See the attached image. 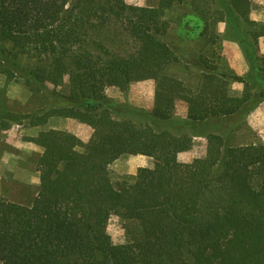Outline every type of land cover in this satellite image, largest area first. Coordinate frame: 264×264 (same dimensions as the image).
Returning <instances> with one entry per match:
<instances>
[{
  "label": "trees",
  "instance_id": "obj_1",
  "mask_svg": "<svg viewBox=\"0 0 264 264\" xmlns=\"http://www.w3.org/2000/svg\"><path fill=\"white\" fill-rule=\"evenodd\" d=\"M145 1L150 5L0 0V76L32 93L52 87L55 102L45 111L7 113L0 120L37 127L64 118L93 130L84 150L63 157L52 183L29 206L0 201L1 264H264V144L233 147L226 134L211 133L205 157L182 165L176 156L191 148L192 138L158 130L179 101L187 113L177 129L194 137L222 119L246 117L264 103V62L249 48L247 59L263 84L256 90L230 70L220 72L214 50H207L209 56L195 59L198 80L188 86L164 73L169 61L162 55L136 57L126 49L129 41L141 48L162 44L167 11L187 2L195 11L191 30L200 36L211 31L206 46L213 47L218 23L235 35L232 16L254 24L248 18L253 0H220L223 18L202 9L213 0ZM249 35L264 37V30ZM146 79L155 81L146 123L120 120L124 108L105 95L106 88ZM229 83L243 85L239 97ZM35 143L47 148L45 139ZM124 156L148 157L153 167L116 186L109 167ZM113 215L124 224V245H114L107 233Z\"/></svg>",
  "mask_w": 264,
  "mask_h": 264
},
{
  "label": "rangeland",
  "instance_id": "obj_2",
  "mask_svg": "<svg viewBox=\"0 0 264 264\" xmlns=\"http://www.w3.org/2000/svg\"><path fill=\"white\" fill-rule=\"evenodd\" d=\"M69 4L72 0H62ZM132 6L144 7L150 5L145 0H124ZM259 3L253 0L250 5L249 21L253 25L245 23L236 16L231 17L234 21L238 33L235 35L228 30L224 22L218 23L215 34L218 40L213 47L206 46L207 41H211V31L204 36H200L198 30L193 32V6L187 2L176 5L167 11L166 20L169 23V30L164 42L148 48H141L129 41L126 47L128 52L136 57H149L150 55H162L169 61L164 68V73L182 79L185 84L192 86L198 80L199 72L193 64L199 54L210 55L207 50H214L215 62L220 65V72L230 70L236 76L245 78L251 82L256 90L263 87L260 75L253 66V59H260L264 62V53L258 51V39L252 40L249 34H259L264 30V20L254 21L250 18L252 11L259 12ZM202 9L209 13L218 12L223 18L222 5L220 0H213ZM253 16H256L255 13ZM260 16H257L259 18ZM190 24V25H189ZM221 31V32H220ZM214 37V36H213ZM236 38L235 42L228 39ZM264 38V37H263ZM211 42H209L210 44ZM223 43H226L224 53ZM232 43V44H231ZM212 48V49H211ZM249 48L254 50L252 61L249 62L247 54ZM237 55L242 61L237 60ZM229 59V60H228ZM229 61L236 67L242 66L246 70L243 75H237L229 67ZM256 61V60H255ZM233 84L241 88L233 91ZM231 95L239 97L243 91L240 83L227 84ZM49 87L47 92L32 93L22 84L7 82L0 76V115L13 113L16 115L35 114L45 111L55 105ZM155 81L146 79L128 86L118 83L109 85L105 90V95L114 103L124 108L120 114V120H131L137 125L146 123V114L152 110L154 102ZM57 91L65 92V88H58ZM130 108L136 113L129 112ZM256 110V111H255ZM246 117H234L227 121L222 119L217 125L204 126L198 130L202 135H194L179 130L178 125L186 119L187 110L185 103L177 102L173 116L162 124V129L174 136H187L192 138V146L186 151L176 156V162L182 165L191 164L196 159L204 158L206 155V135L211 133H224L233 147L249 144H264V103ZM0 201L29 206L37 193L44 187H48L53 180L54 171L60 167L61 160L70 151L82 152L89 142L93 130L83 124L71 119L51 118L43 126L33 127L28 120L20 123H10L0 120ZM45 139L47 148L39 146L35 141ZM32 140V141H30ZM128 156L117 160L109 167L110 178L116 186L128 185L132 182L137 171L135 162L130 165ZM141 165L140 161H136ZM153 160L150 159L145 168H152ZM107 233L114 245H124L128 237L124 231V224L120 218L113 215L107 223ZM1 264V263H0Z\"/></svg>",
  "mask_w": 264,
  "mask_h": 264
},
{
  "label": "crops",
  "instance_id": "obj_3",
  "mask_svg": "<svg viewBox=\"0 0 264 264\" xmlns=\"http://www.w3.org/2000/svg\"><path fill=\"white\" fill-rule=\"evenodd\" d=\"M255 2H257V3H259V5L261 6V7H259V12L258 11H252V13H251V16H250V18L252 19V20H254V21H259L258 19H260V20H264V2L262 1V0H255ZM255 13V15L256 16H253V14ZM257 16H260L259 18H257ZM221 32V31H220ZM232 44V43H231ZM226 43H223V46H224V53L226 52ZM257 45H258V47H257V49H258V51L259 52H261V53H264V38L263 37H260L259 38V40H258V42H257ZM229 60V59H228ZM237 60L238 61H242V59L240 58V56H238L237 55ZM229 67H230V69H233V71L237 74V75H243L244 73H245V69H244V67L242 66L241 68H239V69H236V67L232 64V62L231 61H229ZM241 87L240 86H238L237 84H233V86H232V89H233V91L235 90V89H238L237 91H239V89H240ZM185 109H186V105H185ZM256 111V110H255ZM254 111V112H255ZM129 157V163H130V165L131 164H133L134 162H135V167L138 169V168H145V166H147V164L149 163V161H150V158H148V157H145V156H128ZM136 161H140V163H141V165H137V162Z\"/></svg>",
  "mask_w": 264,
  "mask_h": 264
}]
</instances>
